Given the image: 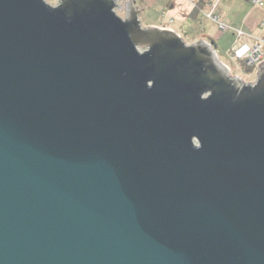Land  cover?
<instances>
[{"label":"water","instance_id":"1","mask_svg":"<svg viewBox=\"0 0 264 264\" xmlns=\"http://www.w3.org/2000/svg\"><path fill=\"white\" fill-rule=\"evenodd\" d=\"M130 0H0V264H264V62Z\"/></svg>","mask_w":264,"mask_h":264},{"label":"crops","instance_id":"2","mask_svg":"<svg viewBox=\"0 0 264 264\" xmlns=\"http://www.w3.org/2000/svg\"><path fill=\"white\" fill-rule=\"evenodd\" d=\"M130 1H133L134 5L140 9L141 12L139 14V18L143 16L146 17V21L142 23L143 26H157L164 28L170 27V29L182 35L184 37V40L187 42H192L197 39H203L211 45V43L208 41L209 37L207 36L208 38H206V36H202L204 35V29L202 26L199 27L200 31H198V34H195L198 30L195 26L198 15L203 16L201 9H203L207 4L210 5L211 0H198L196 1L197 7H194L189 0ZM169 19H172L171 24H168ZM260 23L255 22L250 18V16L245 15L242 17L241 26H238L244 31L250 32L256 36H264V22L263 26H260ZM233 43L234 39L232 44L228 48H224V53L227 54L228 50H230L233 46Z\"/></svg>","mask_w":264,"mask_h":264},{"label":"rangeland","instance_id":"3","mask_svg":"<svg viewBox=\"0 0 264 264\" xmlns=\"http://www.w3.org/2000/svg\"><path fill=\"white\" fill-rule=\"evenodd\" d=\"M50 4H54L56 0H46ZM216 1V6L213 9V13L217 15L223 23L227 25V29L219 30L217 24L209 19H207L204 14L198 15V18L195 22V26L200 31L199 27L202 26L204 31L202 35L206 36L208 41L211 43L214 50H216L217 58L221 62H225L229 64L232 68L233 72H236L240 76L244 82H252L255 78L254 74H249V71H246L245 68L236 67L235 63L229 59L228 55L224 53V48H228L233 39H235V28H239L241 26V20L243 16H250L252 20L255 22H264V0L262 6L252 5L250 0H211L213 3ZM211 10L210 5H206L203 9H201L202 13H208ZM152 19V18H150ZM141 25L144 21H146V17L139 18ZM239 25V26H238ZM194 34V35H195ZM200 34V33H199ZM208 36V37H207ZM184 39V37H183ZM215 43V44H214Z\"/></svg>","mask_w":264,"mask_h":264},{"label":"built area","instance_id":"4","mask_svg":"<svg viewBox=\"0 0 264 264\" xmlns=\"http://www.w3.org/2000/svg\"><path fill=\"white\" fill-rule=\"evenodd\" d=\"M194 7H197L198 0H189ZM252 5L262 6V0H250ZM216 6V1L210 3L211 10L208 13H203L204 16L215 22L219 30L227 29V25L221 21V19L213 13V9ZM172 23V19L168 20V24ZM260 26H263V22L260 23ZM170 28V27H167ZM176 32V31H175ZM235 39L233 46L228 50L227 55L231 59L236 67L242 68L246 71H249V74H256L257 67L264 62V36H256L250 32H246L241 28H235ZM177 33V32H176ZM179 34V33H177ZM180 35V34H179ZM183 37L182 35H180ZM216 53V52H215ZM223 64L227 67L228 72L232 76L239 77L242 79V76L233 72L229 64ZM243 80V79H242Z\"/></svg>","mask_w":264,"mask_h":264}]
</instances>
